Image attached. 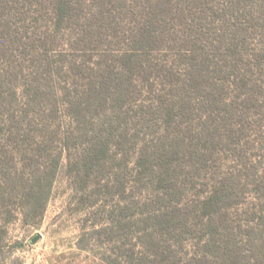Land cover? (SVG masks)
<instances>
[{"label":"rangeland","instance_id":"rangeland-1","mask_svg":"<svg viewBox=\"0 0 264 264\" xmlns=\"http://www.w3.org/2000/svg\"><path fill=\"white\" fill-rule=\"evenodd\" d=\"M9 1L0 11V264H264V183L255 190L264 177V107L234 115L243 98L230 73L242 64L228 50L264 51V0H172L167 11L157 10L164 0H71L85 24L75 33L92 31V44L76 48L68 30H55L54 0ZM147 17L166 34L155 48L132 40ZM6 19L29 38L10 36ZM189 67L207 69L210 89L168 126L157 95L177 98L170 88ZM89 79L95 89L103 80L107 103L106 92L64 100L66 87L87 89ZM213 92L225 100L220 110ZM68 129L72 142L61 150L59 132ZM100 138L111 141L108 158L84 170L83 153ZM165 148L179 151L170 170ZM60 154L44 207L31 212L30 188ZM224 178L239 181L237 202L214 218V236H202L196 202Z\"/></svg>","mask_w":264,"mask_h":264},{"label":"trees","instance_id":"trees-1","mask_svg":"<svg viewBox=\"0 0 264 264\" xmlns=\"http://www.w3.org/2000/svg\"><path fill=\"white\" fill-rule=\"evenodd\" d=\"M149 1L151 0H147V2ZM10 2L11 1L9 0H0V11H5V9L11 8ZM164 2L165 3L162 2V4L157 6L158 7L157 10L164 8L166 6V11H167L168 9L167 5L171 4L172 0H164ZM12 10H14L13 7H12ZM12 10H10V13L8 15L9 17L13 16ZM75 10L76 9L74 8L71 0H54L53 1L52 11L54 14L55 30L59 33L62 32L63 30L64 31L68 30L70 32L69 34H71L70 35L71 42L69 44L73 48L80 46L82 43L87 44L88 42L92 44L91 36H90L92 35L91 30L88 33V29H86V32H83L82 35H80V33H75V29H77L75 27L83 28L85 25L84 23L79 21L80 20L79 17L76 18L77 12H75ZM154 12L156 11L155 10L152 11L150 15H152ZM171 12L172 11L169 9V14ZM23 13L25 15L29 14L28 12L26 13V11ZM99 14L104 15L105 17L107 16L104 14V11H100ZM172 15H174L173 12H172ZM25 18L26 16H24V19ZM147 18L148 20L145 19L144 21H140L136 25L137 27L134 30L132 40L135 42H139V44H145L141 46H144V47L148 46L151 48H155L157 46H154V45L158 44L159 43L158 40H160L162 36H166V34L163 29L157 32H156L157 29L152 31L151 27L153 25L158 24V21L154 20L153 17L152 18L147 17ZM168 20H169V23H168ZM168 20L165 21L166 26L168 24L171 25L170 19ZM107 21L108 20H104L101 25L104 26ZM107 23H110V22H107ZM184 23L187 24L186 22ZM4 26L7 28L8 32L10 30L9 32L10 36L12 35L14 37L17 36L18 41L20 43L24 42L22 38L25 37V35L23 34H21V36L19 35L20 33L17 27L13 23H11V20L6 19L4 21ZM155 33H157L160 37L155 39L154 38ZM194 37L195 35L193 34V38ZM25 38H29V37H25ZM38 40L42 42L43 38L39 36ZM162 40H165V38L163 37ZM191 41L194 43V41H196V38L192 39ZM191 41L186 40L185 42L191 43ZM42 43L46 44L45 42H42ZM194 46L195 44H193V47ZM228 50L230 51L231 54L237 55L236 61L240 63V65L242 64L241 68H239L238 66H235V67L233 66L232 73H230V74L235 75V77H237V81L239 80L238 84H236V87L242 90V93H241L242 96L240 98H243L241 100L243 102L241 104L242 108L239 109L237 113H234V115L240 113L246 116L247 113H249L246 110L249 106H252V107L255 105L257 106L258 103H261L263 104V107H264V51L263 49L259 51H254L251 53L252 58H248L247 55L244 54V50L243 49L241 50L240 48H238V46L228 47ZM191 60L193 61L196 59L192 57ZM203 60L204 62L210 61V59L207 58L206 56L204 57ZM129 61L131 62V59L127 58L125 60V63L128 64ZM217 63L218 62L215 61L214 67L217 66ZM151 67H153V65ZM153 68L157 69V67L155 66ZM160 70H163V69H160ZM197 70L198 71L195 72L194 70H191L189 67V70L187 71L186 79L183 81L182 85H177L176 87L170 88L171 95L173 94L172 96L175 95L177 98L172 97V99H168L167 92H164L163 95H160V94L157 95V98L161 100V102L165 103L164 109H163V116H164L165 123L168 126H173L174 124H176L177 123L176 120L181 114L182 115L184 114L185 109H186L185 114L187 116L190 115L189 114L190 110H188V108H190L189 107L191 103L190 99L194 95L199 94L203 96L204 94L208 93V90L210 89L209 87L210 86V83H209L210 76L206 72L207 69L206 71L203 69H197ZM166 71H169L170 74L172 73V71L170 70H166ZM255 71L258 73V75L255 74ZM130 73H132V70L130 71ZM255 76H258V77H255ZM221 78L223 79V77ZM87 85H88L87 89L86 87L81 89V87H79L78 85H75L76 87L74 88V90H69V88L66 87L64 91L61 92V94L64 96V100H66L67 102H69V100L72 101L73 92H75V97L78 96L80 97L79 99L81 100L83 98L87 100L90 97L89 95L90 92L91 94L95 96L94 97V99L96 98L95 100H100V96L103 95L105 92L106 94H108L107 93V91L109 90L108 88H106V90H102L103 88H105L104 86L105 84L103 80H101V83L98 89H95V85L93 84V79H89V81L87 82ZM118 86L119 85L117 84V88H116V90L118 91L117 95L113 97L117 101L120 100V98H122L123 96V90L119 89ZM121 86H123L122 82H121ZM176 90L179 91L177 95L174 92ZM107 96L103 97L104 99L102 100V102L100 101V104L104 105V103L108 102L109 94ZM77 99H76V102L73 103V105L75 104L76 106H78L79 104L81 105L80 100L79 99L77 100ZM224 102L225 100L222 97V95H219L218 93L215 94L213 92L212 98H211V104L213 105L215 109L220 110V107H222V104H224ZM237 105L240 106L239 103H237ZM68 107L72 113L81 114V110L75 109L71 104ZM226 109L227 108L224 107L223 110H226ZM211 116L209 117L211 118ZM57 131L59 132V130ZM59 134H61L62 136L61 137L62 145H60L61 150L65 148L66 149L69 148V145L72 142V137H73L72 130L68 129V130H65L63 133L59 132ZM110 149H111V141L109 138H103V139L100 138V139H97L96 141L90 142V146L85 150L86 152L83 153L82 166L84 167V170L85 169L87 170L91 166H101L102 164H104L108 158ZM165 150H167L168 155L169 154L172 155V159L169 161L170 162L169 170H170L171 165L174 162V160L179 158V151L176 152L175 150L171 148H167V149L165 148ZM191 155L193 154L191 153ZM61 158H62V155L60 154L58 157H55L54 159H52L50 169H48L47 171H42V175L41 174L38 175V178L35 179L36 183L33 184V187L31 186L30 194H29L30 195L29 198L31 200V202H29V205H31L29 210L31 212H36L39 208L41 209L44 207L45 201L47 199V192L45 191V188H48L52 185V182L59 170ZM142 159L143 157H141V164H144V162H142ZM40 177H43L44 183H39ZM159 183L162 184L163 179H160ZM263 183H264V177L262 178L261 183L256 185L255 190L260 192L259 190H261L262 188L261 184ZM238 184H239V181L231 179V178H224L223 180L215 181L211 189L209 191H205L206 195L203 194L204 197L196 202V209L194 211V219L199 222L206 221L205 222L206 227L202 233V236L209 235L211 237V235L214 236L215 233L218 231V227L217 226L215 227L213 224L214 218L217 216L220 217V215L223 214L225 211H227L229 207L235 204V201L237 202V198L239 196L238 194L239 191L237 188Z\"/></svg>","mask_w":264,"mask_h":264}]
</instances>
